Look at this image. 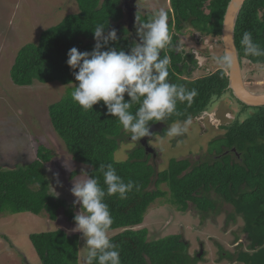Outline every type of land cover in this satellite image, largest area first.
I'll use <instances>...</instances> for the list:
<instances>
[{
    "label": "trees",
    "instance_id": "trees-1",
    "mask_svg": "<svg viewBox=\"0 0 264 264\" xmlns=\"http://www.w3.org/2000/svg\"><path fill=\"white\" fill-rule=\"evenodd\" d=\"M76 1L78 13L67 15L44 30L38 43L25 44L18 50L11 77L14 84L23 87L34 82H60L69 87L62 99L50 104L49 115L73 159L90 166L88 174L98 178L105 190L100 164L112 163L125 183L131 180L138 185L139 190L134 187L126 199L118 195L105 197L113 217L110 230L121 229L110 238L118 246L121 264H197L200 261L202 254L200 256V251L195 256L190 253V242L182 233L150 239L147 227L137 228L144 223L151 205L164 202L163 199L180 212L188 211L193 205L204 220L210 211L222 213L218 202L230 204L233 210L227 211L228 221H237L238 217L244 220L242 232L247 234L249 243L246 249L240 244L236 253H232L217 242L218 262L226 259L232 264H264V106L250 107L237 100L238 114L246 117L243 120L238 117L228 124L221 122L222 134L208 141V149H199L205 151L203 160L174 158L166 169L160 170L151 163L155 158L152 153H146L141 142L130 141L135 146L129 158L124 163H116L115 152L130 133L123 129L117 117L107 114L103 101L85 111L71 98L70 93L79 83L74 76L78 69L73 70L66 63L67 53L72 47L81 52L92 51L96 43L93 30L98 24L107 25L105 32L116 29L119 38L102 50L115 47L128 51L136 39L127 27L123 0ZM229 2L170 0L168 23L173 45L178 44V33L190 26L200 33L198 43L205 37L204 41L211 38L223 51L221 34ZM151 14L138 16L146 20ZM235 32L241 60L264 64V57L245 56L240 43L243 33L250 32L264 47V0H246ZM164 55L171 58L169 81L196 92L191 103L177 102L178 114L163 121L165 129L174 122L197 121L210 110L213 101L230 91L228 69L217 67L201 78H191L200 65L193 52L184 55L165 49L161 53ZM125 99H129L127 94ZM137 107L133 105L131 110L135 112ZM251 110L253 112L246 115ZM156 122L159 121L149 123ZM150 141L154 147L155 140ZM154 149L158 156V150ZM53 155L49 148L41 145L33 161L11 168L0 166V214L46 213L55 221L59 210L63 209L68 220L75 223L77 209L84 211L83 208L56 196L51 190L45 165ZM153 185L155 188L151 187ZM29 238L41 264H79L81 237L78 233L69 234L64 228H58L31 233ZM239 240L237 235L236 241Z\"/></svg>",
    "mask_w": 264,
    "mask_h": 264
},
{
    "label": "rangeland",
    "instance_id": "rangeland-1",
    "mask_svg": "<svg viewBox=\"0 0 264 264\" xmlns=\"http://www.w3.org/2000/svg\"><path fill=\"white\" fill-rule=\"evenodd\" d=\"M139 2L153 11L164 8L168 12L171 6L170 0ZM78 12L76 0H0V166L11 168L20 163H29L37 158L39 146H46L54 154L52 160L45 165L51 190L69 203L75 200L70 191L74 177H78L82 171L88 172L90 168L73 159L50 119V104L62 99L69 87L60 82H34L31 86H18L12 81L11 69L16 54L23 45L38 43L44 30L58 24L65 16ZM178 35L181 45L187 51L193 50L199 57V68L191 78H201L218 67L211 60L213 54L223 53L216 42L211 38L206 42L205 37L198 43L200 33L194 32L190 26H186ZM243 67L247 85L252 89L264 90V71L251 63H245ZM238 104L230 91H226L212 102L210 110L202 118L191 121L195 127L189 126V132L184 136L170 138L167 136V128H164V133L156 130L158 136L152 144L158 150V156L151 163L164 170L174 158L203 160L201 157L204 150L209 148L208 141L223 132L220 123L228 124L238 117L241 120L246 117L238 114ZM252 112L248 111L246 115ZM130 141L131 137L126 136L115 152L116 160L129 158L134 149ZM57 173L62 186L57 184ZM151 187L155 188L154 185ZM163 201L152 204L144 223L137 227H147L150 239L182 233L190 242V253L194 256L198 255L203 244L204 252L197 264H232L226 259L218 262L220 250L217 242L236 253L237 235L240 236L239 242L243 244V248H247V234L242 232L244 220L238 217L237 221H228L227 211L233 210L230 204L218 202L222 213L210 211L209 217L204 220L193 205L188 211L180 212L167 204L165 199ZM80 210L78 208L76 214ZM74 227L75 223L68 220L63 209L59 210L55 221L50 220L46 213L0 214V264H41L29 236L31 233L58 228H64L69 234L80 235L79 264H83L86 241L81 232L72 231ZM120 231L121 229L109 230L110 238Z\"/></svg>",
    "mask_w": 264,
    "mask_h": 264
},
{
    "label": "clouds",
    "instance_id": "clouds-1",
    "mask_svg": "<svg viewBox=\"0 0 264 264\" xmlns=\"http://www.w3.org/2000/svg\"><path fill=\"white\" fill-rule=\"evenodd\" d=\"M168 20V12L164 8L154 10L146 20H141L136 14L139 40L134 41L128 51L115 47L102 50L110 41L115 42L119 38L116 29L105 32L107 25L98 24L93 30L96 43L92 51L81 52L72 47L67 53L66 63L71 69H78L74 76L79 83L70 93L71 98L85 111L92 110L94 105L103 101L107 114L118 118L132 141L152 136L149 122H166L168 117L178 114L177 102L191 103L196 95L194 90L188 91L183 85L168 79L171 58L161 56L165 49L196 55L193 50L187 51L179 41L173 45ZM240 43L245 56L264 57V47L253 39L250 32L243 33ZM211 60L221 69L230 70L239 57L235 51L227 50L222 55L213 54ZM242 62L243 65L251 63L247 59H242ZM258 67L264 71V64ZM125 94L129 99H125ZM133 105H138L135 112L131 110ZM190 124L191 121L187 120L169 125L167 136H184L189 132ZM125 160L126 157L120 158L116 163H124ZM65 166H68L67 162ZM99 171L106 190L98 178L90 176L87 171L73 179L70 189L75 197L73 204H79L84 211L80 210L74 216L72 231L81 232L86 241L83 264H121L118 246L109 236L113 217L105 197L118 195L120 199H126L134 187L137 191L139 188L131 180L125 183L112 163L100 164ZM55 175L57 184L62 186L58 173Z\"/></svg>",
    "mask_w": 264,
    "mask_h": 264
},
{
    "label": "water",
    "instance_id": "water-1",
    "mask_svg": "<svg viewBox=\"0 0 264 264\" xmlns=\"http://www.w3.org/2000/svg\"><path fill=\"white\" fill-rule=\"evenodd\" d=\"M137 0H134L136 2ZM246 0H243V4H241V0H230L227 10L224 15L223 21V29L221 34V39L223 42V52L227 50L235 51L238 54L239 60L237 64H235L230 70H228V90H230L233 96L250 107H260L264 106V90L252 89L246 84V75L243 71V62L239 56V51L235 42V29L237 25V21L239 15L242 11V8L245 4ZM124 7L128 11V15L131 22L136 20V10L137 6L132 7L131 4L127 3V0L124 1ZM131 23L129 24V29ZM150 132H155V128L152 126L150 128ZM150 136H146L142 139V143L145 146L146 153L154 152V149L147 144ZM204 252L203 248L200 250V256Z\"/></svg>",
    "mask_w": 264,
    "mask_h": 264
},
{
    "label": "flooded vegetation",
    "instance_id": "flooded-vegetation-1",
    "mask_svg": "<svg viewBox=\"0 0 264 264\" xmlns=\"http://www.w3.org/2000/svg\"><path fill=\"white\" fill-rule=\"evenodd\" d=\"M124 1L125 0H123V4H124ZM127 3L128 4H131L132 5V7H135V6H137L138 7V9L136 10V14L138 15V14H147L148 12H153L152 10H150V9H148V8H146L145 6H142V4H140V2H139V0H137L136 2H134V0H127ZM135 14V15H136ZM126 24H127V27L129 28V24L131 23V25H130V27H131V33H132V35H133V37L136 39V41H138L139 40V37H138V35H137V22H136V20L134 21V22H131L130 21V18H129V15H128V11H126ZM154 127L155 128V131L156 130H160V131H164V126H165V123L163 122V121H159V122H156V123H154V124H150V128L151 127ZM152 136H150V138L148 139V141H147V144L149 145V146H151L150 144H149V140H155L156 139V137L158 136L157 134H156V132H152ZM144 137H142V138H140V140L139 141H137V142H141L142 143V139H143ZM150 141V142H151ZM143 144V143H142ZM133 146H135V144L133 143ZM152 147V146H151ZM153 148V147H152ZM154 149V148H153ZM151 153V152H150ZM152 154H153V157L156 159V157H157V154H156V151H155V149H154V152H152ZM240 241V240H239ZM239 241H236L235 243L237 244V247L241 244ZM201 247H203V244H201ZM246 249V248H245ZM222 262H223V260H222Z\"/></svg>",
    "mask_w": 264,
    "mask_h": 264
}]
</instances>
